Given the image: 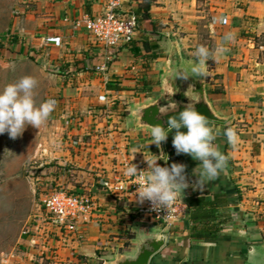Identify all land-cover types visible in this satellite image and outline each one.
I'll use <instances>...</instances> for the list:
<instances>
[{"label": "crops", "instance_id": "1", "mask_svg": "<svg viewBox=\"0 0 264 264\" xmlns=\"http://www.w3.org/2000/svg\"><path fill=\"white\" fill-rule=\"evenodd\" d=\"M23 1L31 8L34 33L39 40L46 35L61 38L60 47L47 46L50 60L55 68L62 70L60 88L64 102L83 117L77 128L69 129L68 121L64 123L59 138L66 141L63 147H58L55 158L60 165L70 167L66 177L69 187L91 192L99 214L89 223L79 225L73 235H60L57 230L42 226L32 229L10 264H101L128 249L134 238V226L145 221L135 213L138 203L122 191L103 189L97 183L100 179L111 184L125 182L129 177L123 173L129 164L147 169L146 161L158 156L157 146L150 144V131L130 127L129 112L158 94V76L169 65L171 52L180 58L182 66L189 68L197 46L212 50L229 32L234 40L225 45L228 51L207 60L203 69L208 100L216 113L227 119L224 124L208 121L218 131L213 144L226 155L224 169L203 190H194L193 170L199 162L186 154L175 153L171 144L173 132L163 142L164 158L156 163L161 167L185 166V182L189 186L178 193L182 203L192 191L208 198L225 196L231 204L228 207L231 220L215 242H189L183 238L184 205V216L171 227L152 224L157 231L168 235L170 245L149 264L261 261L264 258V44L258 39L264 33V0H151L149 16L156 24V32H137L134 38L135 42L139 39L151 42L150 51L145 53L150 59L144 61L135 56L142 51L137 43L135 53L130 45L104 50L95 46L84 31L71 28V20L77 17L102 14L107 0ZM143 3L124 0L121 10L130 13ZM214 18H226L227 22L213 23ZM155 45L157 50L153 49ZM142 81L148 83L147 91ZM102 95L105 103L98 101ZM228 127L236 132L234 144H229L223 135Z\"/></svg>", "mask_w": 264, "mask_h": 264}, {"label": "rangeland", "instance_id": "2", "mask_svg": "<svg viewBox=\"0 0 264 264\" xmlns=\"http://www.w3.org/2000/svg\"><path fill=\"white\" fill-rule=\"evenodd\" d=\"M24 4L23 0H0V90L30 76L37 81L33 90L36 105L48 99L56 104L39 128L26 126L15 139L6 132L0 134V264L13 261L32 229L47 226L40 203L44 191L54 189L59 181L65 189H72L66 182L70 167L60 165L55 155L66 141L59 138L64 123L68 121L69 129L77 128L83 117L64 102L62 70L51 63L50 50L34 33L31 8ZM12 37L17 43L10 42ZM258 40L264 44V33Z\"/></svg>", "mask_w": 264, "mask_h": 264}, {"label": "clouds", "instance_id": "3", "mask_svg": "<svg viewBox=\"0 0 264 264\" xmlns=\"http://www.w3.org/2000/svg\"><path fill=\"white\" fill-rule=\"evenodd\" d=\"M217 22L226 23L227 21L226 18H214L213 23ZM233 40L234 36L229 32L222 37V43L212 50L203 45L197 46L192 52L194 59L190 67L185 71L175 72L173 78L177 76L185 80L189 77L202 78L206 61L223 56L228 51L225 45ZM36 84L37 81L34 78L25 76L0 90V134L6 132L10 139H15L22 134L26 126L37 129L49 118L56 101L48 99L36 105L33 99ZM189 90L192 96H196L189 86L184 93L186 97ZM169 106L175 109L174 104ZM161 109H163L162 113L166 111L165 108H160L159 111ZM167 123V131L158 125L149 127L150 144L159 148L160 144L166 140L168 133L173 132L171 144L175 153L186 154L199 162L193 170V175L196 177L193 188L203 190L207 183L218 177L227 163L226 156L213 144L218 131L209 125L204 116L194 110L193 103L186 105L184 110L179 112L178 118H169ZM223 135L229 144H234L237 139L236 132L231 127L226 128ZM133 151L135 152V149ZM153 157L155 158L151 161H146L147 169L143 171L145 173L143 185L136 195V202L142 204L148 201L152 205V210L159 212L171 205L177 199L178 193H182L189 185L185 182L184 165L171 164L169 167H161L156 163L161 157ZM123 174L135 177L140 172L134 164H129Z\"/></svg>", "mask_w": 264, "mask_h": 264}, {"label": "built area", "instance_id": "4", "mask_svg": "<svg viewBox=\"0 0 264 264\" xmlns=\"http://www.w3.org/2000/svg\"><path fill=\"white\" fill-rule=\"evenodd\" d=\"M123 2L124 0H107L105 11L102 14L77 17L71 20V28L74 31H84L92 38L94 45L101 49H118L135 37L137 29L133 15L121 10ZM40 42L44 47L58 48L61 45V38L46 35L40 38ZM98 101L105 103V96H99ZM145 170L144 168L137 169L140 174L129 177L125 182L117 181L111 184L106 179H100L97 184L103 189L114 192L122 191L136 202V195L143 185L145 175L143 171ZM40 203L46 227L51 231L57 230L60 235H73L79 225L89 223L99 214L89 190L65 189L63 181L56 182L54 189H46L41 196ZM135 213L147 222L166 228L179 222L184 216V204L178 195L171 205L157 212L152 210V205L148 201H144L142 204L138 203Z\"/></svg>", "mask_w": 264, "mask_h": 264}, {"label": "water", "instance_id": "5", "mask_svg": "<svg viewBox=\"0 0 264 264\" xmlns=\"http://www.w3.org/2000/svg\"><path fill=\"white\" fill-rule=\"evenodd\" d=\"M168 60L169 65L158 76V94L149 102L130 110L128 116L130 127L150 131L149 127L158 125L167 130L168 119L178 118L179 112L183 111L189 103H193L194 110L209 122L224 124L227 119L218 115L208 100L204 76L202 78L189 77L186 80L179 76L173 78L175 72L185 71L187 68L181 65L180 58L175 56L174 52L170 53ZM189 86L196 96L191 95V90L186 93L188 97L184 95ZM170 104H174L175 109L169 106ZM160 108H165L166 111L162 113L163 109L160 112ZM157 149L158 156L163 159V142ZM168 241V235L157 231L152 223L139 221L134 226V238L128 249L115 253L101 264H149L151 259L167 246ZM250 264H264V258L257 263Z\"/></svg>", "mask_w": 264, "mask_h": 264}, {"label": "trees", "instance_id": "6", "mask_svg": "<svg viewBox=\"0 0 264 264\" xmlns=\"http://www.w3.org/2000/svg\"><path fill=\"white\" fill-rule=\"evenodd\" d=\"M150 3L151 0H145L143 5H140L136 10L130 12L136 21V32H142L144 34H155L156 32V24L149 16ZM134 38L126 45H130L132 52H134L135 44L137 43L142 51L136 53L135 56L140 57L143 61L150 59V56H146L145 53L150 51L151 42L141 39L135 42ZM10 42L15 44L17 43V39L12 37ZM153 49H156V46ZM142 85L144 90L147 91L146 85L148 83L142 81ZM183 204L186 208L183 238L186 241L215 242L222 233L224 225L231 220V213L228 210L231 204L225 196L214 195V197L208 198L206 195L192 191L190 195L184 198Z\"/></svg>", "mask_w": 264, "mask_h": 264}]
</instances>
